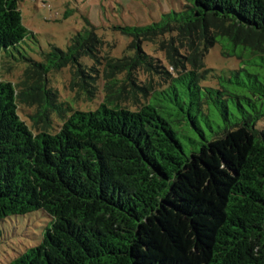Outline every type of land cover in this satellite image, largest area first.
Here are the masks:
<instances>
[{
  "label": "trees",
  "instance_id": "obj_1",
  "mask_svg": "<svg viewBox=\"0 0 264 264\" xmlns=\"http://www.w3.org/2000/svg\"><path fill=\"white\" fill-rule=\"evenodd\" d=\"M183 1L116 26L115 57L91 25L36 50L0 0V240L7 218L45 221L3 264H264V0ZM215 44L236 68L205 66ZM63 68L93 109L58 98Z\"/></svg>",
  "mask_w": 264,
  "mask_h": 264
},
{
  "label": "rangeland",
  "instance_id": "obj_2",
  "mask_svg": "<svg viewBox=\"0 0 264 264\" xmlns=\"http://www.w3.org/2000/svg\"><path fill=\"white\" fill-rule=\"evenodd\" d=\"M183 0H18L24 26L34 35L30 47L47 50L50 45L66 48L69 38L88 26L102 39L101 54L120 57L127 53L130 38L122 34L116 26L145 25L157 20L164 12L178 10ZM34 44V45H33ZM142 49L164 63V56L158 45L142 42ZM35 56L34 52H32ZM205 66L212 73L223 74L238 66L235 57H225L218 44L212 46L204 57ZM22 66H14L4 73V78L16 82L20 79ZM48 82L55 88L60 100L71 101L75 108L93 109L96 103L83 101L69 88V72L51 70ZM20 109V108H19ZM23 114L22 111H20ZM185 147L187 139L179 135ZM44 218L36 213L7 218L1 224L0 264L6 262L19 250L35 243L41 235Z\"/></svg>",
  "mask_w": 264,
  "mask_h": 264
}]
</instances>
